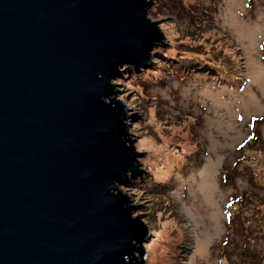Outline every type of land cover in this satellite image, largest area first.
I'll use <instances>...</instances> for the list:
<instances>
[{
	"label": "water",
	"instance_id": "water-1",
	"mask_svg": "<svg viewBox=\"0 0 264 264\" xmlns=\"http://www.w3.org/2000/svg\"><path fill=\"white\" fill-rule=\"evenodd\" d=\"M151 0H0V264H144L117 189L140 172L120 67L164 36Z\"/></svg>",
	"mask_w": 264,
	"mask_h": 264
},
{
	"label": "rangeland",
	"instance_id": "rangeland-1",
	"mask_svg": "<svg viewBox=\"0 0 264 264\" xmlns=\"http://www.w3.org/2000/svg\"><path fill=\"white\" fill-rule=\"evenodd\" d=\"M164 39L120 67L144 264H264V0H151Z\"/></svg>",
	"mask_w": 264,
	"mask_h": 264
}]
</instances>
